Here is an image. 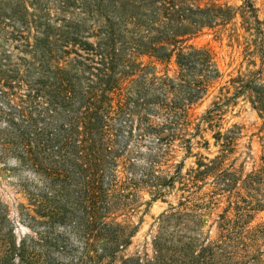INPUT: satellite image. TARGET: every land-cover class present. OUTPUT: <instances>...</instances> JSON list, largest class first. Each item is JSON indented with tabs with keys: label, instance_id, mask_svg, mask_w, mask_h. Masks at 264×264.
<instances>
[{
	"label": "trees",
	"instance_id": "1",
	"mask_svg": "<svg viewBox=\"0 0 264 264\" xmlns=\"http://www.w3.org/2000/svg\"><path fill=\"white\" fill-rule=\"evenodd\" d=\"M0 15L20 54L0 63V161L12 160L36 179L20 187L34 199L33 187L44 221L24 216L39 225L68 221L82 264L112 263L130 244L136 228L116 219L136 213L143 188L155 200L175 183L184 189L207 178L225 191L259 184L264 158L244 178L222 169L237 126L213 135L217 156L193 149L208 148L201 126L218 127L240 99L263 120L264 143V0L261 8L253 0H0ZM207 33L242 46L247 66L195 123L193 106L222 77L211 50L191 44ZM171 65L175 76L168 75ZM142 139L181 152L167 181L154 175L158 152L136 165L130 143ZM189 157L194 167L182 176ZM61 242L56 237L53 245ZM33 243L22 238L8 252L24 257Z\"/></svg>",
	"mask_w": 264,
	"mask_h": 264
},
{
	"label": "rangeland",
	"instance_id": "2",
	"mask_svg": "<svg viewBox=\"0 0 264 264\" xmlns=\"http://www.w3.org/2000/svg\"><path fill=\"white\" fill-rule=\"evenodd\" d=\"M221 1L231 5L242 2ZM253 1L256 7H262L263 0ZM6 24L7 19L0 15V63L6 60L14 62L20 55L15 48L16 42L10 39L11 28ZM191 44L210 49L222 73L208 96L192 108L191 120L198 123L219 88L238 70L243 71L247 61L243 60V47L230 41L225 34L207 33ZM155 69L159 74L165 70L160 65ZM176 69L175 65L169 66L168 75L175 76ZM216 122L218 127L213 129L201 126L202 140H197L202 144L208 142V148L194 146L193 155L198 153L210 159L217 156L219 147L214 145L213 135L235 125L238 127L237 139L222 169L239 171L242 178L258 169L263 162L261 158H264V143L260 140L263 120L257 113L240 99ZM175 148L174 145L160 147L151 139L130 143L135 163L141 167L145 166L144 159L148 155L158 152L154 175H160L166 181L174 174L172 165L182 157ZM194 161L195 157L185 160L182 176L194 167ZM25 181L34 183L36 179L16 167L14 161H0V264H82V245L71 232L68 221L55 226L39 225L29 222L24 216L27 213L36 221H44L36 213L39 209L33 187L29 191L34 194V199L21 190L20 184H25ZM253 188L244 189L239 183L234 190L225 191L222 184L207 178L196 184L188 183L184 189L175 183L155 200H152L153 195L148 188L141 189L136 213L130 218L120 216L116 219L122 224L125 220L136 231L130 244L109 264H264V173ZM70 199L71 204L65 207L67 211L70 205L73 206L72 201L76 202V199ZM75 215H79L77 207ZM56 237L63 242L53 245ZM22 238L34 242L27 254L20 257L16 251L8 252L12 246L17 247Z\"/></svg>",
	"mask_w": 264,
	"mask_h": 264
}]
</instances>
